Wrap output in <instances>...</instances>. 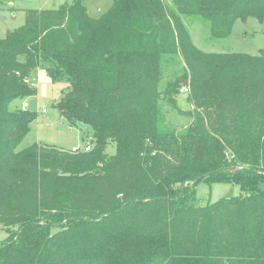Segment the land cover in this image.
Segmentation results:
<instances>
[{
    "label": "trees",
    "instance_id": "obj_1",
    "mask_svg": "<svg viewBox=\"0 0 264 264\" xmlns=\"http://www.w3.org/2000/svg\"><path fill=\"white\" fill-rule=\"evenodd\" d=\"M171 1L114 0L97 18L65 1L0 35V264H264V49L205 52L183 21L226 38L263 21L264 0ZM42 67L67 82L58 109L93 130L91 150L18 148L37 113L10 104ZM185 82L196 108L178 131L161 100L176 107ZM201 181L242 192L200 204Z\"/></svg>",
    "mask_w": 264,
    "mask_h": 264
},
{
    "label": "rangeland",
    "instance_id": "obj_2",
    "mask_svg": "<svg viewBox=\"0 0 264 264\" xmlns=\"http://www.w3.org/2000/svg\"><path fill=\"white\" fill-rule=\"evenodd\" d=\"M71 0H0V35L4 36L8 31L16 29L25 23L26 11L54 9L61 3ZM114 0H83L92 17H99L107 11ZM172 5L171 0H166ZM195 45L211 53L242 52L252 55L258 54L264 49V20L250 17L246 21L237 20L233 32L226 38H212L210 23L198 16L183 17ZM186 62L182 55H178L163 64V74L160 81L162 90L167 82L174 80L177 75L183 73ZM37 84V92L23 99H16L10 104L11 109L20 106L24 101L29 103L28 109L37 113L36 119L31 123L30 130L19 145V149L26 148L37 142L53 145L58 148L71 149L79 147L83 149L86 142L92 138L93 130L85 124L71 125L62 116L57 104L69 89L65 80L54 81L44 67L40 68L38 75L33 77ZM188 87L189 91L182 90ZM176 107L167 100H161L164 104V114L168 124L176 130H182L193 119L192 111L196 108V101L192 99L189 82L183 83L179 94L176 96ZM107 151L115 152V144H110ZM230 161L233 160V152L228 150ZM197 196L200 204L216 201L222 197L239 195L241 186L236 183L216 181L208 183L201 181L197 184ZM8 235L5 227L0 224V242Z\"/></svg>",
    "mask_w": 264,
    "mask_h": 264
},
{
    "label": "built area",
    "instance_id": "obj_3",
    "mask_svg": "<svg viewBox=\"0 0 264 264\" xmlns=\"http://www.w3.org/2000/svg\"><path fill=\"white\" fill-rule=\"evenodd\" d=\"M31 85L34 86V87L37 86V84H36L35 82H32ZM182 90H184V91H189V88H188V87H183ZM28 106H29V103H28L27 101H24V102L20 105V108H21L22 110H27V109H28ZM78 150H79V147H73V148H72V151H74V152H76V151H78ZM83 150H85V151L91 150V145H90L89 143L86 144V145L84 146Z\"/></svg>",
    "mask_w": 264,
    "mask_h": 264
},
{
    "label": "water",
    "instance_id": "obj_4",
    "mask_svg": "<svg viewBox=\"0 0 264 264\" xmlns=\"http://www.w3.org/2000/svg\"><path fill=\"white\" fill-rule=\"evenodd\" d=\"M230 169H235V167H231Z\"/></svg>",
    "mask_w": 264,
    "mask_h": 264
},
{
    "label": "crops",
    "instance_id": "obj_5",
    "mask_svg": "<svg viewBox=\"0 0 264 264\" xmlns=\"http://www.w3.org/2000/svg\"><path fill=\"white\" fill-rule=\"evenodd\" d=\"M38 75V74H37ZM33 81H34V79H33ZM72 149V148H71Z\"/></svg>",
    "mask_w": 264,
    "mask_h": 264
}]
</instances>
